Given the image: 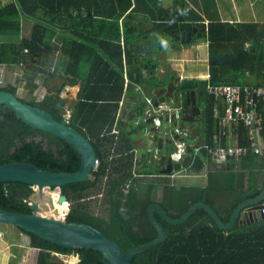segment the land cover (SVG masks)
<instances>
[{"label":"crops","instance_id":"crops-1","mask_svg":"<svg viewBox=\"0 0 264 264\" xmlns=\"http://www.w3.org/2000/svg\"><path fill=\"white\" fill-rule=\"evenodd\" d=\"M44 1L45 3L43 0H28L23 6L19 4V34L0 33V86L15 92L27 103L42 101L49 92L56 95L66 80L64 69L67 65L61 57V47L71 34L58 21L52 22L62 14L58 7L59 1ZM10 2L11 0H1L0 6L5 8ZM33 2L42 4L35 10ZM100 5L110 17L119 22L122 36L125 35L128 25L131 29L136 28V32L131 34L132 43L129 46L130 52L136 58L131 64L128 63L124 50L123 65L127 85L115 123L106 128V132L110 130L107 134L116 135L115 143H106V162L114 159L116 163L113 166L108 165L107 173L111 174H107L103 178L104 181L114 175L113 177L125 180L122 188L131 181L130 191H124L126 195L135 190L140 197H144L153 188L151 197L155 199L154 202L166 204L170 213L179 211L172 204V199L175 200V190L187 189L192 197L190 202L199 197L200 192L204 195V190L205 199L199 201L208 202L209 198L211 204L208 203L222 217L230 216L231 219L240 203L258 196L264 189V155H258L252 150L250 129L242 121L235 123L232 141L221 134L228 127L222 125L223 120L220 118L224 116L221 101L216 102L207 91L208 83L220 84L212 82L210 57L211 51L217 52V58L228 57L222 64L233 69L228 70L224 76L225 82L222 83L264 85V0H100ZM171 20L180 21V25L191 24V27L170 33ZM39 29L43 33L45 29L48 31L53 48L49 57L30 55L28 62L19 59L16 62L1 60L3 45L9 47L5 53L6 59L13 58L15 51L25 56L29 50L23 48L24 40H30ZM183 32L190 33V36H183ZM203 32L205 37H201ZM160 38L170 40L171 45L163 43ZM233 39L241 41L240 49L233 50ZM214 41L220 43L216 48L211 46ZM223 46L229 56L222 53ZM188 51L190 55L184 57L183 52ZM241 51L250 58L245 59ZM142 65L144 77L148 82L136 85L138 91L146 96L147 105L144 107L136 104L137 96L130 94L136 88L130 85L127 76L128 70L134 72L133 67ZM152 68L158 84L151 80ZM134 74L137 75L135 72ZM241 75L245 77L244 82H239ZM60 79H63L62 84H58ZM185 79L196 81L197 87L182 88V80ZM200 86L204 87L205 91L200 89ZM66 88V94L72 95L74 90L70 99L61 93V97L65 99L61 111L69 122L78 101L81 85L69 84L64 90ZM180 91L188 92L190 98L186 96L182 99L179 96ZM192 92L196 95L195 102ZM155 99L158 106L167 107V110L154 114L155 118L160 120V125L153 118H146L148 109L158 107L154 104ZM70 104H74L73 108ZM207 109L214 119V133L211 138L206 134ZM217 110L219 117L216 116ZM126 135L131 139L127 140V143L124 140ZM257 140L264 145V131L257 135ZM172 143L174 148L171 147ZM181 143H185V154L182 160H178V155L174 153H177L176 149H179ZM217 144H236L245 147L247 153L219 164L208 154L206 148ZM128 156L131 165L121 166L124 158ZM164 157L177 163L176 169L165 172L168 161L163 160ZM129 173L130 177H126ZM38 251L39 256L40 249Z\"/></svg>","mask_w":264,"mask_h":264},{"label":"trees","instance_id":"trees-1","mask_svg":"<svg viewBox=\"0 0 264 264\" xmlns=\"http://www.w3.org/2000/svg\"><path fill=\"white\" fill-rule=\"evenodd\" d=\"M58 1L62 14L60 13L52 22L58 21L71 34L64 40L61 47V57L67 65L64 69L66 80L56 95L46 93L42 101L30 104L50 111L57 120L63 121L65 120L64 112L57 107L62 98V90L69 84L81 85L78 101L69 123L90 138L100 164L93 170L87 181L62 187V193L68 196L71 206L66 220L88 223L99 228L118 242L123 251H126L133 243H145L157 237V232L150 224L147 215L149 205L155 203V199L151 197L153 188L144 197H140L135 190L126 195L122 188L125 180L110 175L106 182L108 187L106 192L112 207L109 219L93 214L83 202L89 198L88 193L92 189L103 183V178L108 174V165L113 166L116 163L114 159L106 162L107 154L104 151L107 147L106 143L107 141L115 143L116 139V135L107 134L110 130L106 132V128L112 127L115 123L116 113L127 85L123 65L124 50L128 63L131 64L136 58L129 49L132 43L131 34L136 32V28L131 29L128 25L125 29V37L122 36L119 22L102 9L100 0ZM26 2L28 0H11L7 7L0 6V33L19 34V4L23 6ZM43 3H45L44 0ZM41 4L33 2V7L36 10ZM186 27L190 28L191 24L180 25L178 20H171L169 23L170 33ZM45 30L44 33L40 29L36 30L30 40H24L23 48L29 50L26 53L27 56H22L19 51H15L13 58L6 59L5 53L9 47L3 45L1 60L16 62L19 59L28 62L30 55L49 57L53 48L50 45L48 31ZM203 35L205 32L201 37ZM123 40L124 44H122ZM218 44L220 43L215 42L211 46L216 48ZM241 53L246 57L245 59L250 58L249 55H244L243 51ZM216 55H218L217 52L211 51L212 82L221 84L225 82L224 76L228 70L232 71L233 68L230 69L222 64L226 62V59L224 60L223 56L217 58ZM133 70L137 75L131 69L127 71L130 85L147 84L148 79L143 73L144 66H135ZM150 72L153 74L151 80L156 82L154 68ZM68 74L70 77L67 78ZM209 104L211 105L210 101ZM209 110L205 117L208 122L206 134L211 138L214 133V119ZM46 139L49 140L48 145L44 144ZM124 140L131 141L128 135ZM14 161L29 162L40 168L59 172H75L82 163L81 155L73 145L54 134L25 124L17 118L9 106L2 105L0 107V165ZM127 165H131L129 156L124 158L123 164L121 163L123 167ZM116 170L118 171L119 167ZM130 175L131 173L125 176L130 177ZM8 185L21 189L19 198L14 197L13 193H7ZM32 190L33 186L25 183L0 184V207L22 213H35L32 206L24 201L30 196ZM202 194L204 195L200 192V196L190 202L192 197L187 189L175 190V200L172 199V204L179 211L170 214L175 218L180 217L193 203L205 199L206 191L203 190ZM207 201L211 204L209 198ZM164 206L167 208L166 204ZM158 218L169 229L168 240L136 256L131 264H264V218L237 224L236 227L227 231L220 229L203 209L198 210L188 222L178 226L167 224L159 215ZM222 219L229 222L230 216L222 217ZM19 230L29 236L31 247L40 249L38 264H67L62 260H56L57 257L53 255V252L79 255L80 260L76 264H104L102 254L96 250L63 248L35 234Z\"/></svg>","mask_w":264,"mask_h":264},{"label":"water","instance_id":"water-1","mask_svg":"<svg viewBox=\"0 0 264 264\" xmlns=\"http://www.w3.org/2000/svg\"><path fill=\"white\" fill-rule=\"evenodd\" d=\"M185 35L190 36V33L183 32V36ZM196 87V81L182 80V88L191 89ZM201 93L203 94L202 91ZM179 96L182 99L186 96L190 98L188 92L183 93L180 91ZM192 99L195 102V92H192ZM153 101L155 106H158L156 99ZM64 104L65 99L62 98L58 108L62 110ZM2 105L9 106L15 112L17 118L25 124L43 132L54 134L73 145L81 155L82 163L81 167L75 172L52 171L29 162L20 161L1 164L0 184L19 182L42 189L45 187L59 189V202L61 204L67 203L68 196L61 193V187L87 181L95 169L96 161L99 160L91 140L82 131L70 125L68 121L57 120L50 111L25 102L15 92L0 86V107ZM176 115H179L178 111ZM163 160L168 161L165 172H171L178 166L171 158L164 157ZM32 208L35 213H22L0 207V223L15 226L63 248L96 250L102 254L104 264H131L136 256L168 240L170 236L169 229L160 221L158 215L167 224L178 226L188 222L198 210L203 209L208 212L220 229L227 231L236 227L238 223L242 224L256 218H264L260 211L264 208V189L258 196L240 203L229 222H225L216 209L206 201L192 204L183 215L177 218L173 217L161 203H152L147 209V215L150 224L157 232V237L145 243H133L126 251H123L118 242L91 224L69 222L66 218L46 217L39 213L41 207L38 203H33Z\"/></svg>","mask_w":264,"mask_h":264},{"label":"built area","instance_id":"built-area-1","mask_svg":"<svg viewBox=\"0 0 264 264\" xmlns=\"http://www.w3.org/2000/svg\"><path fill=\"white\" fill-rule=\"evenodd\" d=\"M208 94L215 99L216 102L221 101L224 116L222 125L228 127L221 133L234 139L235 123L242 121L249 129L252 139V150L258 155H264V145L257 140V135L264 131V85L240 84L237 82L221 83L207 85ZM149 103L152 101L149 99ZM153 106V105H152ZM167 110V107L159 105L146 111L147 119H154L158 125L160 120L156 119L154 114H158ZM219 117V110L216 111ZM230 141V142H231ZM185 143H181L177 151L178 160L182 159L183 148ZM208 154L219 164L225 163L232 157H241L247 153V149L236 144L222 145L217 144L214 147L206 146ZM99 165L96 161L95 168ZM131 181L124 185V191L128 193L131 189ZM264 215V208L261 210ZM66 218V217H65ZM56 256H63L62 253L54 252ZM68 255V254H65ZM67 264H75L73 261L63 258Z\"/></svg>","mask_w":264,"mask_h":264},{"label":"rangeland","instance_id":"rangeland-1","mask_svg":"<svg viewBox=\"0 0 264 264\" xmlns=\"http://www.w3.org/2000/svg\"><path fill=\"white\" fill-rule=\"evenodd\" d=\"M172 39V38H171ZM160 41L163 43H170V40L168 41L166 38L162 40L160 38ZM233 50H238L241 47V41L239 40H231ZM236 45V46H234ZM225 47H221V51L223 54H227L229 56V53L225 51ZM184 57H187L190 55L188 52H183ZM148 57V56H147ZM179 57V56H178ZM225 59H228L226 57ZM224 59V60H225ZM61 80V79H60ZM58 84H62L63 79ZM245 77L242 75L239 77V82H244ZM154 83L152 84V86ZM168 85V84H167ZM136 90L131 91L130 94H133L134 96H137V100L135 101L136 104H139L140 106L144 107L147 105V99L142 92L138 91L137 85H135ZM68 89L62 90V95H64L65 98L70 99V97L73 96V93L66 94V91ZM71 105V104H70ZM68 105V107H70ZM74 104L71 105L73 108ZM172 148H174V144L171 145ZM107 182V181H106ZM103 181V183L98 185L96 188L92 189L89 193L87 198L83 203L87 207L89 211H91L93 214L97 215L98 217H101L103 219H109L112 212H111V204L107 197V183ZM47 191H51L49 188L45 187ZM45 188L40 187H34L32 193L30 196L26 199L27 203L29 205H32L33 203H39L41 204V197L44 194ZM56 191V190H53ZM59 191V189H58ZM102 192V193H100ZM60 204V202H59ZM69 204V203H68ZM66 203L67 209L63 213V217L65 218L66 215H68L69 209H71L70 204L68 205ZM41 215H44L46 217L56 218V219H62L55 215L54 208L46 207V209H41L39 212ZM11 225H7L4 223H0V264H36V258L38 256V248L35 247H27L30 246V238L27 234L20 231L17 227ZM53 255L54 252H53ZM56 260H62L63 258L68 259L70 261H73V263H77L78 256L75 253H70L68 255L63 254V256H56ZM64 262V261H63Z\"/></svg>","mask_w":264,"mask_h":264},{"label":"bare ground","instance_id":"bare-ground-1","mask_svg":"<svg viewBox=\"0 0 264 264\" xmlns=\"http://www.w3.org/2000/svg\"><path fill=\"white\" fill-rule=\"evenodd\" d=\"M59 196H60V190L58 191L57 189L56 191H47V189L45 188L44 194L41 197V204H40L41 209H46V207L54 208L55 215L59 218H62L63 213L67 209V206L66 203L59 204ZM68 203L69 202H67V204Z\"/></svg>","mask_w":264,"mask_h":264},{"label":"flooded vegetation","instance_id":"flooded-vegetation-1","mask_svg":"<svg viewBox=\"0 0 264 264\" xmlns=\"http://www.w3.org/2000/svg\"><path fill=\"white\" fill-rule=\"evenodd\" d=\"M200 89H202L203 91H205L204 90V87H201L200 86ZM199 92V91H198ZM38 139H41V137H38ZM38 141H41V140H38ZM48 143H49V140H45V142H44V144L45 145H48ZM177 151H178V149H176ZM169 151V150H168ZM175 152V151H174ZM182 152V158H183V156H184V154H185V151H181ZM174 154H176V152L174 153ZM182 160V159H181ZM7 184V183H6ZM34 188V187H33ZM50 189V188H49ZM123 189H124V187H123ZM50 190H56L55 188H51ZM33 191V190H32ZM7 193H13V195H14V197L15 196H17V198H19V196L21 195V189L20 188H15V187H12V186H7ZM61 193H62V187H61ZM27 199V198H26ZM26 199H24V201L25 202H27L26 201ZM30 206H32V205H30ZM78 256V260H80V257H79V255H77ZM38 258H39V256H38ZM37 264H38V260H37Z\"/></svg>","mask_w":264,"mask_h":264},{"label":"clouds","instance_id":"clouds-1","mask_svg":"<svg viewBox=\"0 0 264 264\" xmlns=\"http://www.w3.org/2000/svg\"><path fill=\"white\" fill-rule=\"evenodd\" d=\"M99 161V160H98ZM96 169V168H95ZM76 264V263H75Z\"/></svg>","mask_w":264,"mask_h":264}]
</instances>
